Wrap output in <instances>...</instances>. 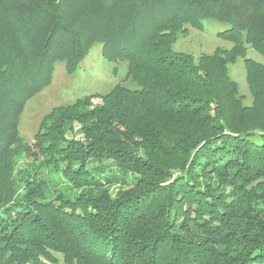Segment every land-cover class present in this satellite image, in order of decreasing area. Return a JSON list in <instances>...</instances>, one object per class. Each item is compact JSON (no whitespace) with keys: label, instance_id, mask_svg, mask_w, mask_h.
Returning a JSON list of instances; mask_svg holds the SVG:
<instances>
[{"label":"trees","instance_id":"1","mask_svg":"<svg viewBox=\"0 0 264 264\" xmlns=\"http://www.w3.org/2000/svg\"><path fill=\"white\" fill-rule=\"evenodd\" d=\"M204 18L232 46L175 50ZM96 42L138 86L54 106L23 142L28 99ZM246 43L264 55V0H0V264H264V62Z\"/></svg>","mask_w":264,"mask_h":264},{"label":"rangeland","instance_id":"2","mask_svg":"<svg viewBox=\"0 0 264 264\" xmlns=\"http://www.w3.org/2000/svg\"><path fill=\"white\" fill-rule=\"evenodd\" d=\"M228 27L227 23L212 18L203 19V27H189L188 33H180L174 44L177 51L193 53L196 57L203 52L211 53L216 47H230L232 43L218 36L219 31ZM246 56L264 62V55L252 44L246 43ZM128 60H111L102 52V43L96 42L88 51L74 72H69L65 61L55 64L52 82L32 96L25 104L20 117L19 131L23 142H31L39 128L43 116L54 106L74 102L77 98L92 93H106L117 83L135 88L137 83L127 79ZM230 74L239 83L245 102H252V94L246 78L244 58L229 64ZM94 101H100L95 97ZM42 264H52L42 260ZM54 264V263H53ZM55 264H65L60 261Z\"/></svg>","mask_w":264,"mask_h":264}]
</instances>
